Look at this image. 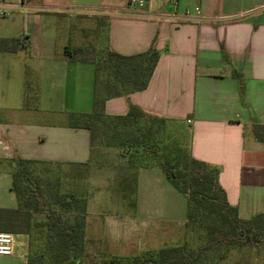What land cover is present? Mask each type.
Listing matches in <instances>:
<instances>
[{
	"label": "crops",
	"instance_id": "crops-1",
	"mask_svg": "<svg viewBox=\"0 0 264 264\" xmlns=\"http://www.w3.org/2000/svg\"><path fill=\"white\" fill-rule=\"evenodd\" d=\"M142 1L0 0L8 14L0 17V209L16 208L17 160L90 163V132L71 127L69 116L92 110L96 58L84 40L92 32L104 53L130 57L152 44L159 52L147 87L107 99L105 115L124 116L132 105L164 119L166 140L218 168L240 219L264 213V143L253 134L264 126V0ZM11 40L20 43L14 52ZM133 182L131 200L110 202L107 213L96 212L98 199L123 192L87 203L86 234L121 255L179 245L186 198L157 166L136 168Z\"/></svg>",
	"mask_w": 264,
	"mask_h": 264
},
{
	"label": "trees",
	"instance_id": "trees-1",
	"mask_svg": "<svg viewBox=\"0 0 264 264\" xmlns=\"http://www.w3.org/2000/svg\"><path fill=\"white\" fill-rule=\"evenodd\" d=\"M9 43L11 52L20 46L17 40ZM158 58L159 52L153 44L147 51L130 57L106 52L94 63L91 112L70 114L69 125L87 129L91 144L100 128L104 136L115 141L113 146L133 149L139 162L149 161L150 166L159 167L170 186L186 198L184 227L202 234L205 243L191 250L186 249L185 243L165 246L147 252L153 256L145 257L144 253L127 260L113 257L104 264H202L206 257L222 249L260 246L264 243V213L248 220L240 219L218 184V168L193 159L187 149L166 140L164 119L150 116L132 105L124 116L105 115L107 99L147 87ZM253 134L257 141L264 143V126L254 125ZM38 165L49 164L15 162L10 173V190L17 205L14 210L0 209V233L27 237L34 250L27 255L26 264H43L45 260L46 264H73L84 236L85 203L72 193H57L56 183L47 175L41 177L36 170Z\"/></svg>",
	"mask_w": 264,
	"mask_h": 264
},
{
	"label": "rangeland",
	"instance_id": "rangeland-1",
	"mask_svg": "<svg viewBox=\"0 0 264 264\" xmlns=\"http://www.w3.org/2000/svg\"><path fill=\"white\" fill-rule=\"evenodd\" d=\"M84 40L87 43V49L94 52L89 54H92V57L96 58V61L105 56L101 35H95V33L91 32L84 37ZM73 51L79 52L81 50L74 48ZM84 56H87V54H84ZM97 129L92 142L91 160L87 166L75 167L62 164H49L38 165L36 167L41 177L47 175L52 182L56 183L57 193L65 195L72 193L84 201L85 219L88 214L87 203L98 199V195L114 194L115 191H118L123 192L126 196L124 198L105 197L98 199L101 201V204L98 205L96 212L99 210V212L103 211V213H107L111 209L110 202L115 201L118 205L122 204V202L128 203L131 200L130 193L134 185V171L138 167L152 165L149 161L144 163L139 162L136 156L133 155V149L113 146L115 141L108 136H104L100 128ZM164 143L169 145V142ZM173 144L176 145L175 143ZM171 146L173 145L171 144ZM100 154L104 156L98 158ZM157 155L160 157L161 152ZM12 235L15 241L14 252L8 257L0 256V264H26L27 255L32 254L30 252L34 249L29 245V241L25 235ZM184 243L186 249L191 250L204 244L205 238L199 232L188 231L184 227V239L178 246ZM112 250V247L102 245L100 242L92 240L86 234L84 221V236L80 244L78 259L73 264H104L113 257L127 260L135 256L116 254ZM144 256H153V254L146 253ZM46 263L47 261L45 260L43 264ZM31 264H38V262H31ZM63 264L69 263L64 262ZM202 264H264V243L258 247L222 249L206 257Z\"/></svg>",
	"mask_w": 264,
	"mask_h": 264
},
{
	"label": "built area",
	"instance_id": "built-area-1",
	"mask_svg": "<svg viewBox=\"0 0 264 264\" xmlns=\"http://www.w3.org/2000/svg\"><path fill=\"white\" fill-rule=\"evenodd\" d=\"M127 5L134 8H141L144 5L142 0H128ZM8 15L5 12H0V17ZM15 241L10 233H0V256L8 257L14 252Z\"/></svg>",
	"mask_w": 264,
	"mask_h": 264
}]
</instances>
